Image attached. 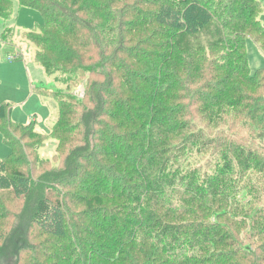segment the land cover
Masks as SVG:
<instances>
[{"label": "rangeland", "instance_id": "rangeland-1", "mask_svg": "<svg viewBox=\"0 0 264 264\" xmlns=\"http://www.w3.org/2000/svg\"><path fill=\"white\" fill-rule=\"evenodd\" d=\"M147 1L154 0H117L112 8L123 17L115 18L111 10L81 11L82 3L75 6L74 0H67L64 6L73 11V17L54 18L50 25L37 9L17 0L0 2V106L12 107L10 121H33L37 131L46 135L23 130L14 134L18 149L25 151L18 168L27 181L18 184L19 194H14L16 185L6 178L0 185V264H67L66 260L71 264L75 260L65 256L68 249L53 248L50 241L56 237L46 235L51 219L59 217L51 216L47 224L32 221L38 197L57 195L51 179L59 176L58 185L68 188L62 196L70 212L64 208V217L72 222L74 216L79 227L92 232L84 234L94 242L83 247L89 257L83 256L86 264H203L196 257L214 248L221 252L218 264H264V102L260 100L264 81L256 75L257 69H264V0H221L219 12L236 20L237 29L250 37L248 68L232 79L217 65L222 56L216 45L210 49V58L203 60H191L179 52L177 61L173 58V77L161 78L154 69L159 55L165 58L167 51L159 47L164 41L161 34L155 35V27L122 38L114 31L118 23L133 21L136 15L141 24L149 23L156 8ZM84 25H90L92 32L82 31ZM60 27L67 32L64 36ZM33 36L39 44L48 36L57 38V43L50 40L43 55L54 62L50 73L37 61L41 49ZM68 40L67 47L63 44ZM141 40L146 41L145 47ZM249 75L255 79H247ZM67 95L75 97L79 106L60 127V138L53 139L57 99ZM154 109H158L152 117L157 123L144 120ZM217 111L220 127L212 128L208 116ZM192 124L196 131L202 128V139L195 141L190 130H181ZM192 141L212 148L206 147V157L194 153L186 163L184 180L180 169L185 162L180 159L192 153L186 146ZM147 143V160L140 162ZM11 152L0 133V159ZM208 161L211 173L197 176V170L190 169L200 164L205 169ZM151 166L157 175L149 174ZM173 177L177 182L169 186ZM73 184L74 198L67 196L73 194ZM96 189L107 197L98 218L83 203ZM150 217L158 228L152 237L149 230L154 224L149 221L145 226ZM162 224H174V231H167L179 237L180 259L171 260L164 251L172 235L164 243L156 241ZM129 231L136 234L135 244L125 240ZM59 238L57 245L67 246L65 236ZM29 246L35 249L30 251ZM50 254L65 257L55 262Z\"/></svg>", "mask_w": 264, "mask_h": 264}, {"label": "trees", "instance_id": "trees-1", "mask_svg": "<svg viewBox=\"0 0 264 264\" xmlns=\"http://www.w3.org/2000/svg\"><path fill=\"white\" fill-rule=\"evenodd\" d=\"M7 1L12 2L13 0H0V2ZM22 6H28L32 7L34 9H37L41 12L43 18L45 19L46 23L50 25V21L54 18H72L71 12L69 11V7L64 6L66 4L67 0H17ZM97 0H74L75 6L82 3L81 11H90L92 9L94 10H100V9H107V11H112L115 15V18H122V14L118 13L117 8L113 5L117 2V0H98L101 1V3H97ZM103 3H108L109 6H104ZM220 3H222L221 0H154V1H147L148 5L154 6L156 10L152 12L151 21L149 23L141 24L142 21H138L139 16L136 15V18L133 19V21H128L127 19L125 21H122L118 23L115 27V34L122 38L123 36H129L140 33V35L143 34L142 30L144 27L150 28L152 26L155 27V35L161 34L160 38L163 39V43L159 44V47L161 49H166L167 54L164 58L162 55H159V64L156 66L154 71L160 75L163 79H171L174 75L173 72V63L176 60L177 54L179 52L183 53L185 56L187 55L188 58L191 60L194 57H198L202 59L203 57L205 59L210 58V49L213 48V46H217L220 48L221 52L220 55L221 60H218L217 65L220 67V70H226L230 73V77L236 76L238 72H244L245 69L248 68L249 60L247 58L246 48L248 45L249 36L244 32V29L238 28V25L236 24V20L233 18H229L227 14L219 12L220 10ZM2 4V3H0ZM88 4V5H87ZM2 7V5H0ZM75 8V7H71ZM222 10V9H221ZM68 12L69 15L65 16L62 15L63 13ZM223 11V10H222ZM1 16V15H0ZM117 16V17H116ZM105 16H101V18H104ZM130 17V15L128 16ZM138 23V24H137ZM63 25V24H62ZM94 27V26H93ZM92 27V28H93ZM91 26H85L82 28V31H86L87 33H91L90 30ZM95 28V27H94ZM60 34H64L66 30L64 28H59ZM165 30H170V33L166 34ZM94 32V29H93ZM67 33V32H66ZM110 35V33H108ZM64 36V35H63ZM130 37V36H129ZM167 37V38H166ZM57 38L55 36H48L46 38V41L41 42L40 44L36 41L38 40L36 36L32 37V41L36 43L41 51L38 52L37 55V61L45 68L47 72L50 71V67L54 65L53 61H49L47 58H45L43 55L45 54L47 50V46H49L50 40H53L54 43H57ZM116 37L112 38V42H116ZM145 40H141L144 44H142V47H145L146 44ZM46 44V48L43 47V45ZM67 44V45H66ZM71 44V41L68 40L67 43L65 41V46H69ZM159 48V49H160ZM44 52H43V51ZM176 55V56H175ZM173 58L175 60H173ZM203 60V59H202ZM171 61V63H170ZM177 61V60H176ZM52 62V63H51ZM178 62L180 63V58L178 59ZM170 63V64H169ZM185 67L186 65L179 64V66ZM166 68V70H165ZM256 75L263 76L264 81V69H257ZM50 73V72H49ZM57 73V72H56ZM60 73V72H59ZM53 74V73H52ZM247 79L254 80V77L246 76ZM61 79V78H60ZM194 79V78H193ZM62 81V80H61ZM67 94V93H66ZM261 98V99H260ZM261 103H263V97H260ZM58 106H59V114H58V120L56 123V126L54 128L53 133V139H59L58 136L60 127L66 123L67 117H72L75 115V108L76 106H79L78 101L75 99V97L67 95L64 97H61L60 99H57ZM92 103V102H91ZM220 109V107H219ZM158 109H154V113L149 116L148 118H144V120L152 119V122L154 119L152 117H156V113ZM12 111V107L6 104H1L0 106V133L4 137L5 144L11 149V154L4 159H0V185L3 181V178H6L8 182L11 184H15V190L14 194H19V190L21 189V186L18 184H21L24 181H27V176L24 174L22 170H19V166L21 163H23V159L25 157V151L19 150V142L17 141V138L15 137V133L19 130L23 131H30L35 134H39L40 136L44 137L45 134H42L41 132L37 131L35 128V123L33 121L29 123H15L10 121V113ZM83 116V115H82ZM220 111H217V114L214 115V113L209 114L208 116V123L212 126V128L220 127V123L217 121V119H220ZM224 119L222 122L224 123ZM157 123V122H156ZM222 123V124H223ZM151 129L154 128L153 125H150ZM190 127V128H189ZM189 128V129H188ZM202 128H200V131H196L195 124L191 126H182L181 130L185 133V131L190 130V136H192L195 141H198L203 138L204 133L201 131ZM13 130V131H12ZM214 139V138H213ZM45 141V138L43 139ZM146 142H144L145 144ZM224 144H222L223 146ZM184 146V145H183ZM188 148L192 150V153L190 155H187V158L180 159V162H185L183 166H181L182 173L180 174V178L184 177L186 172L188 171L189 166H186V163L191 161V157L194 156V153H196L197 156L203 155L206 157L207 150L211 149L212 147L206 146L204 148H201L200 146H197L196 142H190L186 145ZM41 146L37 149H41ZM27 148H29L27 146ZM39 151V150H38ZM142 157L139 160L140 162L146 161L147 154L149 153V145L147 143V146L142 150ZM213 164H215V160H213ZM190 166L191 170H197L196 175L201 176L204 173L208 171V173H211L209 166V161L207 162L205 169L201 166ZM153 166L147 168V171L151 176L157 175L156 168L154 170ZM11 170V172H10ZM169 172V167L167 166L165 169V174ZM75 177L73 176V179ZM60 179L59 177L53 178L51 180L54 181V185L57 186L55 192H57V195L55 196H41L38 197L39 201L36 205V209L33 213V224H47V222L54 217V219L58 218L59 220H53V223L50 225H47V232L46 235H48L50 238L55 236L56 241L51 243L54 244L53 248L56 249H68L65 253V256L67 255L69 259L75 258V260L72 262L73 264H86V261H84L83 256L85 258L89 259L87 251L85 250L87 247V242L94 243L92 239L87 238L84 236V234H88L89 236L92 235V232H88L84 230V226H80L76 224V222H79L78 219L75 220L74 216L71 220H68L66 217H64V213L62 212L64 208L65 202H67V199H65L62 194L66 193L67 187L61 184L60 186L57 183V180ZM51 180L47 181V185ZM72 181V179H71ZM104 181V180H103ZM105 182V181H104ZM110 180L107 177V183H109ZM175 182H177V179L175 177L170 178V181L168 182L169 186H174ZM86 184V183H84ZM99 185V183H98ZM102 186H105L107 184L103 183L100 184ZM74 184L71 186L72 189H70L73 194L67 195L71 197H75L74 192ZM108 187V186H107ZM76 188V187H75ZM99 188V187H98ZM97 190V189H96ZM54 191V190H53ZM60 195V196H59ZM127 198V196H126ZM107 197L106 194H103L100 190H97L95 194H93L90 198H87L83 201L84 205L86 206V210L89 212H92L93 216L98 218L100 217L101 213L104 210V205ZM76 204H80L76 203ZM2 203L0 200V207ZM67 209V208H66ZM68 210V209H67ZM57 212H60L58 215ZM68 212H70L68 210ZM57 214V215H56ZM85 214V213H84ZM52 216V217H51ZM0 218H3V214H0ZM124 219V218H121ZM156 217L153 216V221H155ZM152 220V217L147 221L145 226L148 224L149 221ZM1 221V220H0ZM90 221V220H88ZM151 221V223H153ZM71 223H74V227H72ZM155 223V222H154ZM153 223V224H154ZM122 224V223H121ZM127 224V221H125V226ZM161 238L159 240H156L158 243H164L163 239L168 238L172 235L170 240H168V243L164 245V251L168 253V257L171 260L174 259H180L182 257V254H179L180 252V245L178 243V235H173L172 231L167 230H173L175 229L174 224H162L161 226ZM154 229V230H152ZM152 229L149 230V235L152 237L154 234H156V225L152 226ZM127 231L124 232V234ZM130 234H127L125 236V240L128 243H133L137 241L136 234L134 231H129ZM91 234V235H90ZM62 235L65 236L67 246L64 245V247L57 245V240L61 239L59 236L62 237ZM30 239V237L28 236ZM97 239H100V237H96ZM76 241V242H73ZM175 241V242H173ZM125 242V243H126ZM178 243V244H177ZM85 244V245H84ZM174 244V246H173ZM89 245V244H88ZM94 245V244H93ZM189 248V246H188ZM28 249L32 251L35 249L34 246H29ZM83 253H82V252ZM188 251V250H187ZM175 252V255L173 254ZM211 253L206 254L202 257H196L200 259V263L203 264H218V257L221 255V252H217V250H211ZM52 255V259H54L55 262H59L61 259H64L63 257H55ZM120 255V252L118 253ZM70 264L69 260H66ZM71 263V264H72ZM32 264V263H31ZM35 264V263H33ZM89 264V261L87 262ZM95 264V262L93 263ZM147 264V262L145 263Z\"/></svg>", "mask_w": 264, "mask_h": 264}, {"label": "built area", "instance_id": "built-area-1", "mask_svg": "<svg viewBox=\"0 0 264 264\" xmlns=\"http://www.w3.org/2000/svg\"><path fill=\"white\" fill-rule=\"evenodd\" d=\"M10 59H12V58H10Z\"/></svg>", "mask_w": 264, "mask_h": 264}]
</instances>
